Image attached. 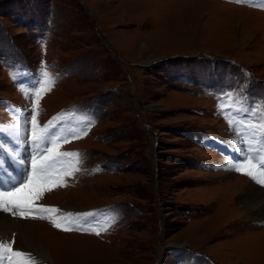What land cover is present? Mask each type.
Instances as JSON below:
<instances>
[{
	"label": "rangeland",
	"instance_id": "1",
	"mask_svg": "<svg viewBox=\"0 0 264 264\" xmlns=\"http://www.w3.org/2000/svg\"><path fill=\"white\" fill-rule=\"evenodd\" d=\"M33 116L48 129L35 158L63 162L47 215L94 210L106 231L9 215L52 262L17 232L0 242L36 264H264V208L239 195L264 183L221 149L245 141L235 126L264 154V0H0L2 157L32 156Z\"/></svg>",
	"mask_w": 264,
	"mask_h": 264
},
{
	"label": "snow or ice",
	"instance_id": "2",
	"mask_svg": "<svg viewBox=\"0 0 264 264\" xmlns=\"http://www.w3.org/2000/svg\"><path fill=\"white\" fill-rule=\"evenodd\" d=\"M45 77V84L54 85L55 80L46 68L43 72ZM50 90V88H49ZM44 89L41 88L39 91L35 92V101L37 102L41 98V92ZM31 140L33 143L39 144L45 138V133L48 132L47 128L41 129L37 124L36 117L33 116L31 120ZM261 133L264 134V123L260 124ZM79 138V137H74ZM59 138H57L58 140ZM69 142V141H65ZM46 151H48L46 149ZM64 157H73L75 163H79V153H60L58 154ZM53 160L51 155L45 157L44 161L37 162V158L32 160L31 175L26 177L25 181L20 183L18 186L13 187L10 190L0 191V210L12 211L13 214H19L24 218H28L29 215H32L34 212L41 214L44 213H57L59 209L50 208L47 206H41L36 208L34 201L39 199L42 195V190L35 191L34 194H30L32 189L38 188L41 189L42 185L47 183L50 186L47 190H51V186H61L63 184L62 180L54 179L57 171H63V168L57 170L49 168L46 161L50 162ZM75 163H70L69 167L72 168V171L79 170L75 167ZM247 169L244 173L246 175L252 176L254 179L259 177V182L264 183V157H261V164L258 165L252 159H246L244 162L236 165L237 171H242ZM72 171L67 172L68 175L72 174ZM256 173V174H254ZM80 214H77V219ZM40 218H45L44 215H41ZM73 215L71 213L66 214L60 219H53L52 222L55 227L62 228L64 231H72L73 228L68 226L65 222H71ZM94 234L99 235L101 231H106L105 229H92ZM0 258L7 261V264H36V261L31 257L30 253H25L21 251H16L12 248L11 243L0 242Z\"/></svg>",
	"mask_w": 264,
	"mask_h": 264
},
{
	"label": "bare ground",
	"instance_id": "3",
	"mask_svg": "<svg viewBox=\"0 0 264 264\" xmlns=\"http://www.w3.org/2000/svg\"><path fill=\"white\" fill-rule=\"evenodd\" d=\"M224 148L225 150H227L226 147ZM233 163L236 164L237 161L235 160ZM258 184H260L258 181L256 183H250L252 188L260 189ZM260 190H263V188H261ZM239 195L244 201L243 207L246 210L250 208L259 207L264 208V192L260 194H255V191L253 192V190H250L249 188L245 187L244 190L242 189ZM29 224V222H20L14 219V217H10L9 214H5L3 211L0 212V236H10L11 233L17 232L18 239L23 241V243L28 247L29 250H33L34 253H37L39 256L47 259L49 262H52L51 255L48 250L43 245L35 243V238L33 237L34 235L31 230V224Z\"/></svg>",
	"mask_w": 264,
	"mask_h": 264
}]
</instances>
